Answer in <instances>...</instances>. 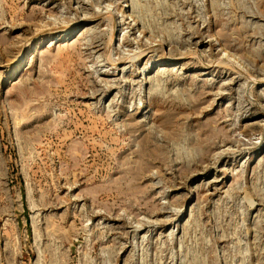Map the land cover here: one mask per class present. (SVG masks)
<instances>
[{"label":"rangeland","instance_id":"1","mask_svg":"<svg viewBox=\"0 0 264 264\" xmlns=\"http://www.w3.org/2000/svg\"><path fill=\"white\" fill-rule=\"evenodd\" d=\"M0 264H264V0H0Z\"/></svg>","mask_w":264,"mask_h":264},{"label":"bare ground","instance_id":"2","mask_svg":"<svg viewBox=\"0 0 264 264\" xmlns=\"http://www.w3.org/2000/svg\"><path fill=\"white\" fill-rule=\"evenodd\" d=\"M27 55V54H26ZM25 57V56H24ZM23 61V57L21 56L20 59H19V62H22ZM136 230V229H135Z\"/></svg>","mask_w":264,"mask_h":264}]
</instances>
